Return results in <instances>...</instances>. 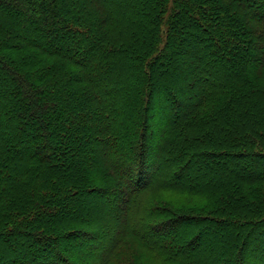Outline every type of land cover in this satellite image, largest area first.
<instances>
[{
  "label": "trees",
  "instance_id": "1",
  "mask_svg": "<svg viewBox=\"0 0 264 264\" xmlns=\"http://www.w3.org/2000/svg\"><path fill=\"white\" fill-rule=\"evenodd\" d=\"M0 264H264V0H0Z\"/></svg>",
  "mask_w": 264,
  "mask_h": 264
}]
</instances>
